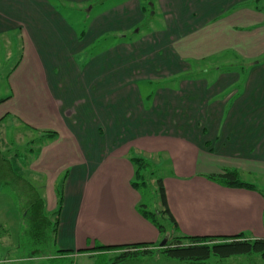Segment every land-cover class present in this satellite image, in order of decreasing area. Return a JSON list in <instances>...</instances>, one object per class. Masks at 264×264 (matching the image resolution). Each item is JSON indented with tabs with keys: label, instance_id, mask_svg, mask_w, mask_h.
I'll use <instances>...</instances> for the list:
<instances>
[{
	"label": "crops",
	"instance_id": "1",
	"mask_svg": "<svg viewBox=\"0 0 264 264\" xmlns=\"http://www.w3.org/2000/svg\"><path fill=\"white\" fill-rule=\"evenodd\" d=\"M142 8V0H0V50L14 60L1 72L0 120L55 133L42 136L28 172L47 211L65 176L54 246L68 253L53 256L61 263L146 244L133 250L150 254L120 264H171L157 253L163 239H264V0H153L139 30ZM103 38L113 42L86 54ZM222 57L229 68L217 64ZM193 69L210 79L141 90ZM132 159L170 173L161 181L177 228L166 236L137 211ZM225 169L261 192L209 178ZM13 210L10 218L0 209V224L17 231Z\"/></svg>",
	"mask_w": 264,
	"mask_h": 264
},
{
	"label": "trees",
	"instance_id": "2",
	"mask_svg": "<svg viewBox=\"0 0 264 264\" xmlns=\"http://www.w3.org/2000/svg\"><path fill=\"white\" fill-rule=\"evenodd\" d=\"M142 2V10L147 12L148 15L145 23L138 28L139 30L147 25L150 17L152 18L150 14L154 15L153 0H142ZM2 120H0V129L6 126L4 124L5 122L2 123ZM13 122L18 123L28 131L33 130L29 126L21 123V121ZM11 123L12 121H9L7 125ZM43 134L42 136L44 138L55 137V133L52 132H44ZM39 136H36L39 139L38 144L35 146L36 150L33 146L34 139H30L26 143L24 153L32 156L37 155L39 146L42 143V136ZM24 156L22 158L23 161H20L22 155H19L17 152L11 153L9 149L3 150L0 148V187L9 189L13 194L16 210L19 213L21 221V229L18 234V243L15 250L19 255L23 256L20 257L23 259H32L36 256L50 257L51 254L53 256L66 255L68 253L67 251L57 250L54 246V236L62 204V187L65 176L55 187L57 207L52 213H49L46 210L45 201L41 193L19 172L21 168L19 169L18 164H21V162L22 168L25 167L24 170L28 171L29 168V163L25 162ZM132 161L136 165L135 180H140L143 178L141 169L147 166L146 161L144 159H132ZM209 178L225 187L259 191L255 185L243 182L240 179L239 173L234 170L225 169L221 174L213 175ZM157 184L161 208L158 211L151 212L146 209L145 205H141L138 206L137 211L160 234L166 236L170 229L177 228V224L168 209L161 179H157ZM131 185L137 189L147 187L144 179L140 183L132 182ZM7 228L6 225L0 224V241L2 237L9 238L10 234ZM147 246L146 244L126 246L125 249L127 250L116 257L114 263L120 264L124 261L137 258L138 256L150 254L145 249L142 251L133 250L134 248H146ZM97 249L102 250L107 248L97 247ZM157 253L168 260H174L184 264H206V261L211 258H216L222 262L227 259L242 256L247 257L253 254L259 255L261 260L264 261V239L249 240L243 235L228 238L176 236L170 240L168 239L165 245L158 249Z\"/></svg>",
	"mask_w": 264,
	"mask_h": 264
},
{
	"label": "rangeland",
	"instance_id": "3",
	"mask_svg": "<svg viewBox=\"0 0 264 264\" xmlns=\"http://www.w3.org/2000/svg\"><path fill=\"white\" fill-rule=\"evenodd\" d=\"M80 27H81V29L83 28V30H84L85 25H80ZM107 39H109V40L107 41ZM103 41L113 42V40L111 38H103L100 41H98L94 45V47H91V49H88L86 54H89V55L93 54L95 52L96 48H98V46H100V44ZM129 42H132V40ZM4 51H6V49L0 50V76L2 77V79L0 77V100L6 96L7 90H8L7 83H6L5 79L3 80L6 73H4V75H2L1 72L5 69H8L7 71H9L10 70L9 68H11V66H14L13 65V61H14L13 59L9 62L6 59H4ZM224 59L231 60V58L222 57L221 61H219L217 64H220L224 68H229V66L223 65L222 60H224ZM215 62H216V59H213L212 63L215 64ZM210 74H211V72H207V73L205 72V73L200 74L193 69L192 71H189L187 73L177 74V75H175L174 78L169 79V80L153 81L150 84H146L147 85L146 87L141 86V90L144 92L145 96H146L147 92H148L149 96H152V94L157 90V88L168 86V87L176 89V88H178V86L180 85V83L182 81L189 80V79L190 80H198V79H200L199 75H201V77L203 76L202 79H205L206 76L209 78ZM213 75L215 77L216 73ZM147 100H148V98L146 99V97H145V102H147ZM8 123H9V121H6L4 123L6 126H4L0 129V148L3 150L9 149V151H11V153L17 152L19 155H22L20 161H23L22 158H23V155H25L24 156L25 162H27V163L31 162V160L33 159V156L30 154L24 153V149L26 147V143L30 139H34L33 146H34V149L36 150L35 146L39 142V139L36 137L38 134L36 135L34 132H30V131L24 129L21 125H19L16 122L14 123L12 121L11 124L7 125ZM35 141H36V143H35ZM30 146L32 147V145H30ZM134 156H136V155H134ZM145 161H146L147 166L144 167L143 169H141V174L143 175L142 179H144V181L147 183V187L140 189L141 203L139 206L145 205L146 209L148 211L154 212V211H158L161 208L157 179H162L164 175L166 176V174H170V173L167 172L165 167L160 163L159 164L153 163L150 160H145ZM18 165H19V169L21 168L19 170L20 174L23 175L26 179H28V181L32 185H34V187L42 195L41 181H39V179L37 181L32 179V177L29 175V172L27 170H24L25 167L22 168V162H21V164H18ZM142 179L134 180L133 182L140 183L142 181ZM259 191L261 192V190H259ZM44 193H45V191H44ZM9 198H11L12 210H11V206L7 202V199H9ZM14 207L16 209L15 201H14L13 194L11 193V191L7 188H1L0 187V209L4 213L6 212V214L9 212L7 214V216H10V218H11V213L14 214V210H13ZM50 208L51 207L48 206V212L51 213V211H53L54 209L51 210ZM20 223H21V221H20ZM7 229H8L9 234H10L9 238H6V237L3 238L2 237V239L0 241V264H115L114 262L116 261L115 257H111V256L94 257L93 259L81 257L77 260H74V258L71 257V258H65L64 261L61 263L59 261H56L55 257H53L52 254L50 257L49 256L48 257L36 256L32 259H23V258H20L23 256L19 255L18 252L15 250V247H14V245H17V243H18V240H17L18 237H16V236H18V234L20 232L21 224L19 225V228L17 231H15L16 226L13 224L11 225V227H9ZM163 242H164V239L160 241V245ZM57 250H59V249H57ZM170 261H171V264H184L181 262H176L174 260H170ZM218 263H222V264H264V261H262L260 256L257 254H253V255H250L247 257L246 256L235 257V258L227 259V260L222 261V262L216 258H211L210 260L206 261V264H218ZM125 264H160V262L159 261L146 260L143 262H128Z\"/></svg>",
	"mask_w": 264,
	"mask_h": 264
},
{
	"label": "water",
	"instance_id": "4",
	"mask_svg": "<svg viewBox=\"0 0 264 264\" xmlns=\"http://www.w3.org/2000/svg\"><path fill=\"white\" fill-rule=\"evenodd\" d=\"M165 242H166V241H164V242L161 244V246H164V245H165Z\"/></svg>",
	"mask_w": 264,
	"mask_h": 264
}]
</instances>
